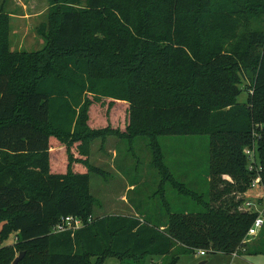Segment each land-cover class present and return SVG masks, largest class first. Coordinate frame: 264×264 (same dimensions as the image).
<instances>
[{
    "label": "trees",
    "instance_id": "obj_1",
    "mask_svg": "<svg viewBox=\"0 0 264 264\" xmlns=\"http://www.w3.org/2000/svg\"><path fill=\"white\" fill-rule=\"evenodd\" d=\"M56 2L60 21L48 46L30 59L10 51L6 37L0 47V264H13L18 251H26L19 264L37 253L43 264L168 258L186 249L264 254V225L248 242L257 213L241 208L243 195L232 196L257 176L248 148L256 149L264 187V26L236 29L247 13L264 24V0ZM243 91L246 102L238 99ZM90 94L129 105L131 136H208L206 192L177 179L158 136L150 137L162 175L156 215L146 207L141 217L91 219V176L51 171L54 137L81 135ZM142 116L146 127L137 124ZM166 182L192 197V211L173 210ZM69 215L84 226L54 232ZM12 234L15 243L5 245Z\"/></svg>",
    "mask_w": 264,
    "mask_h": 264
},
{
    "label": "rangeland",
    "instance_id": "obj_2",
    "mask_svg": "<svg viewBox=\"0 0 264 264\" xmlns=\"http://www.w3.org/2000/svg\"><path fill=\"white\" fill-rule=\"evenodd\" d=\"M60 8L56 0H0V47L6 37L10 51L30 59L49 45L60 21ZM247 15L249 21L239 22L236 25L238 31L264 26L260 14ZM238 99L246 102L247 91H243ZM84 112L86 122L81 135L68 141L54 137L51 171L63 174L80 172L91 176L89 204L93 220L110 215L141 217L140 212L146 207L156 215L157 211L152 206L162 199L158 193L162 175L156 166V153L152 144H155V139L150 137L156 138L158 135H129L134 125L129 105L112 97L98 101L95 94H90ZM137 124L144 127L145 117L142 116ZM157 139L163 160L175 171L177 179L191 186L194 191L206 192L204 180L207 168L204 167L208 164L209 137L164 134ZM196 159L199 161L197 169L189 168V164ZM224 178L231 180L229 176ZM164 186L173 210H193L192 197L178 195L171 183L166 182ZM235 193L232 196L237 199L240 195L244 196L240 206L245 209L247 200L259 197L260 187L257 184L251 191L238 195ZM2 223L3 220L0 221V227ZM255 238L250 237L248 242ZM15 241L16 235L12 234L4 243L13 245ZM176 254L180 255L176 264H201L203 261H207L205 264H264V254L239 257L227 254L202 255L198 250L193 252L188 249L174 250L168 258L158 255L143 259L106 256L102 264H131L134 261L142 264H171ZM44 258L43 253H37L29 261L31 264H43ZM93 262L96 264L94 259Z\"/></svg>",
    "mask_w": 264,
    "mask_h": 264
},
{
    "label": "built area",
    "instance_id": "obj_3",
    "mask_svg": "<svg viewBox=\"0 0 264 264\" xmlns=\"http://www.w3.org/2000/svg\"><path fill=\"white\" fill-rule=\"evenodd\" d=\"M245 154L248 157L249 163L248 168L252 173H256L257 176L255 177L252 187L250 191L255 188V186L258 184L260 187V195L257 199H249L245 203L246 207L249 210L255 211L257 213V217L255 219L254 224L249 229V232L247 234L248 239L250 237L257 236L260 232L261 228L264 225V187L261 184V177H260V170L261 166L258 163L257 160V152L255 148H248L245 150ZM84 226V221L76 216L69 215L66 217H63L62 220L55 226L54 232H64V231H75L81 227ZM5 245H8L7 243H4ZM4 244H1L4 246ZM200 254L205 255V252L202 250L200 251ZM236 256V254L234 255Z\"/></svg>",
    "mask_w": 264,
    "mask_h": 264
},
{
    "label": "water",
    "instance_id": "obj_4",
    "mask_svg": "<svg viewBox=\"0 0 264 264\" xmlns=\"http://www.w3.org/2000/svg\"><path fill=\"white\" fill-rule=\"evenodd\" d=\"M25 256H26V251H21L19 253V256L16 257V259L14 260L13 264H19V262L22 261ZM206 262L207 261H203V262H201V264H205Z\"/></svg>",
    "mask_w": 264,
    "mask_h": 264
}]
</instances>
